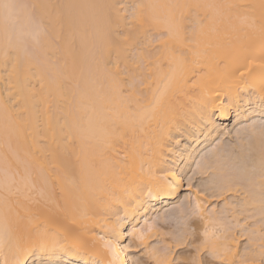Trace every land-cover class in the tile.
<instances>
[{
	"label": "bare ground",
	"instance_id": "1",
	"mask_svg": "<svg viewBox=\"0 0 264 264\" xmlns=\"http://www.w3.org/2000/svg\"><path fill=\"white\" fill-rule=\"evenodd\" d=\"M17 1L0 0V264H141L134 240L165 264L150 240L175 209L215 264H264L232 233L240 213L264 224V0ZM230 125L239 148L215 145ZM194 162L221 208L189 186L178 204Z\"/></svg>",
	"mask_w": 264,
	"mask_h": 264
},
{
	"label": "rangeland",
	"instance_id": "2",
	"mask_svg": "<svg viewBox=\"0 0 264 264\" xmlns=\"http://www.w3.org/2000/svg\"><path fill=\"white\" fill-rule=\"evenodd\" d=\"M19 1H20V3H19ZM19 1L15 2V4L19 3L20 5H23V2H25L26 0H19ZM24 7L27 8V6H23V8ZM128 15H129V12H128ZM29 45H31V44H29ZM24 50L27 53L28 52L34 53L32 45L29 47L27 44L26 47L24 48ZM26 52H24V53L26 54ZM29 53H28V55H29ZM37 83L38 82H35V84H37ZM260 120H262L261 122H264V116H261ZM231 125H233V124L231 123ZM231 125H230L229 129H231V128L232 129L228 131L230 133L224 137H219L217 139V141L215 142V145L219 141H223V143H225L226 147H229V148L233 147V146H231V144H232L234 146L237 145L239 148V145L241 144L242 141L238 140V139H240L242 135L237 133L238 128H236V130H234L233 126L231 127ZM237 146H235V147H237ZM198 161L199 160H197V162ZM200 170H201V168L199 166H197V164L194 162L192 167L190 166L183 173L180 172V177L183 181V189H182L180 197L178 198V201H179L178 204L181 206H185V207L189 206L190 200H187V197L190 194L188 191V186H189V181H191V185H192L191 188L198 191L199 193H201L202 196L204 197V199L206 200V203L209 201L207 203V207H209V206L214 207L215 206L217 208H221L223 206V198H221V199L218 198L219 200H217L216 198L212 199V197L210 196L211 193H209L210 191H207V187L209 188V186H207V185L210 182L209 179L207 180V177L208 178L210 177L211 171H210V173L208 171L207 172L208 174L207 173L205 174L204 172H201ZM244 185H246V183L245 184L242 183V186H244ZM239 194H240V192L236 193V196L239 197L240 196ZM228 199L231 200L229 202L235 201L234 198L231 199L229 197ZM228 199H227V202H228ZM235 202H237V200ZM175 212H176V209L171 210L167 214L165 213V211H163V213L161 212L163 214V216H162V214L160 216H161V218H163L164 222L162 221V219L160 221L158 220L157 228H156L160 237L151 238L150 248L159 247L161 249V251H164V249L166 247H170L173 250V255H172L173 259L179 260L181 262L192 261L193 258H195V260L198 261L201 258H203L205 260H208L209 264L218 263V261L213 259L209 253H205V250L202 252L200 251L199 255H197V247L199 246V243L196 242V238H195L196 236L195 237L193 236L196 232V231L193 232V229H195L192 225L194 220L191 219L192 222L189 220V222L186 223L181 218L182 216H180L179 213H177V212L175 213ZM164 214H166V216ZM251 214L249 213L248 215H246V214L242 215V213H240L239 218L241 220H243L245 225H247V224L249 226L251 225V229H259L260 234H254L253 235L249 231V233H250V235H249V233L247 231L248 230L247 228H249L248 225H247V228L244 226V228H246V230L243 227H241L238 229L236 228L232 231L233 235L235 234L234 238H236L238 240V248H239L241 253L244 252L245 249H248L250 247V245L252 246L250 248L258 250L259 244L260 245L264 244V241H261V242L257 243L256 247H254L255 246L254 237L256 238L258 236H261L264 239V224L261 220V216L258 215L259 217L258 216L254 217V213L252 214L253 216H251ZM255 214H257V213L255 212ZM244 215H246V216L244 217ZM249 215L251 217H254V218L250 219L251 217ZM242 216H243V219H242ZM164 217L168 218L167 221L164 220V219H166ZM246 217L247 218L249 217V219H247ZM161 221H162V223H161ZM195 221H197V220H195ZM254 225H256V226H254ZM191 226L193 228H191ZM252 226H253V228H252ZM254 227H256V228H254ZM244 230H245V232H244ZM241 232H243V233H241ZM181 234H186L188 239L183 246H178L175 248L177 237L181 236ZM157 238H158V240H157ZM129 241H130V239L126 243H129ZM131 244H132V248L130 251H131V256H132L134 261L140 260L141 264H156L155 260L150 258L147 250L145 249V247L143 245H141L136 240H134V242H132ZM262 250L264 251V248ZM261 260H263L262 262L264 263V256H262Z\"/></svg>",
	"mask_w": 264,
	"mask_h": 264
},
{
	"label": "snow or ice",
	"instance_id": "3",
	"mask_svg": "<svg viewBox=\"0 0 264 264\" xmlns=\"http://www.w3.org/2000/svg\"><path fill=\"white\" fill-rule=\"evenodd\" d=\"M0 6H3L4 8H9V9L14 7V5H11V4H3ZM133 7L135 8L138 6H133ZM133 18L134 19L136 18L135 11H133ZM168 31H169L168 39L174 40L175 44L178 47H183L188 42L185 40V33L186 31H188L185 28V21L181 20L175 23L169 28ZM192 31H194V28L192 29ZM117 54L119 55V50ZM180 57H182V53H178V52L173 53L174 59L180 58ZM261 130H262V133H264V122H261ZM259 163H260V171H261L262 177H264V144H262L261 146V156H260ZM191 186H192L191 181H189V187ZM259 206H260L261 215L264 216V188H262ZM193 232H195V229H193ZM205 235H207V233H205ZM199 253H200V246L197 247V255H199ZM213 255H215V253H213ZM165 264H209V261L203 258H201L198 261H196L195 258H193L192 261H183V262L173 259L170 261H166Z\"/></svg>",
	"mask_w": 264,
	"mask_h": 264
}]
</instances>
